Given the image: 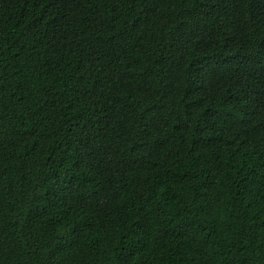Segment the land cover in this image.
<instances>
[{
	"label": "trees",
	"instance_id": "1",
	"mask_svg": "<svg viewBox=\"0 0 264 264\" xmlns=\"http://www.w3.org/2000/svg\"><path fill=\"white\" fill-rule=\"evenodd\" d=\"M0 264H264V0H0Z\"/></svg>",
	"mask_w": 264,
	"mask_h": 264
}]
</instances>
